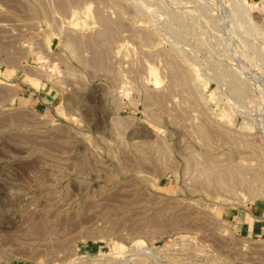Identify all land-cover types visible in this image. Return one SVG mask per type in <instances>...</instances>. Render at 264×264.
I'll list each match as a JSON object with an SVG mask.
<instances>
[{
    "label": "rangeland",
    "instance_id": "obj_1",
    "mask_svg": "<svg viewBox=\"0 0 264 264\" xmlns=\"http://www.w3.org/2000/svg\"><path fill=\"white\" fill-rule=\"evenodd\" d=\"M263 182L264 0H0V264H264Z\"/></svg>",
    "mask_w": 264,
    "mask_h": 264
},
{
    "label": "crops",
    "instance_id": "obj_2",
    "mask_svg": "<svg viewBox=\"0 0 264 264\" xmlns=\"http://www.w3.org/2000/svg\"><path fill=\"white\" fill-rule=\"evenodd\" d=\"M228 222L234 235L245 240H264V199L236 209Z\"/></svg>",
    "mask_w": 264,
    "mask_h": 264
},
{
    "label": "bare ground",
    "instance_id": "obj_3",
    "mask_svg": "<svg viewBox=\"0 0 264 264\" xmlns=\"http://www.w3.org/2000/svg\"><path fill=\"white\" fill-rule=\"evenodd\" d=\"M73 43H74V42H73ZM75 44H76V43H75ZM70 45H71V43H70ZM77 45H78V44H77ZM73 47L76 48V46H74V44H73ZM77 49H78V47H77ZM79 49H80V48H79ZM79 51H81V49H80ZM78 53H79V52H78ZM147 67H148V66H147ZM147 67H146V68H147ZM147 69H148V68H147ZM152 74H153V72H152ZM153 75H154V74H153ZM155 76H156V75H155ZM153 80H154V78H153ZM202 128H203V127H202ZM199 131H200V130H199ZM201 132L203 133V131H201ZM214 164H215V163H214ZM208 165L211 166L210 163H209ZM208 165H207V166H208ZM203 166H205V165H203ZM228 168H230V167H228ZM228 168H227V169H228ZM209 169H210V168H209ZM223 170H224V169H223ZM215 171H216V170H215ZM224 171H225V170H224ZM224 171H222V172H224ZM256 171H257V170H256ZM218 172H219V171H218ZM222 172H221V174H222ZM227 172H228V171H227ZM227 172H225L224 174H226ZM248 172H250V171H248ZM251 172H253V171H251ZM258 172H259V171H258ZM203 173H204V172H203ZM216 173H217V171H216ZM238 173H239V172H238ZM254 173H256V172L254 171ZM209 174H210V172H209ZM218 174H219V173H218ZM218 174H217V176H218ZM246 174H247V173H246ZM251 174H252V173H251ZM262 174H263V173H262ZM219 175H220V174H219ZM242 175H243V174H242ZM226 176H227V175H226ZM228 176H229V175H228ZM228 176H227V177H228ZM243 177H244V176H243ZM251 177H252V178H255V177L257 178L256 175H255V177L251 175ZM216 178H217V177H216ZM217 179H218V178H217ZM227 179H229V178H227ZM235 179H236V178H235ZM243 179L245 180V178H243ZM246 179H248V178H246ZM219 180H220V179H218L217 181H219ZM238 180H239V178H237V181H236V182H238ZM227 181H230V180H227ZM239 181H240V183H241V179H240ZM242 181H243V180H242ZM255 181H256V180H255ZM220 182H221V181H220ZM244 182H245V181H244ZM247 182H248V181H247ZM228 183H229V182H228ZM230 183H231V182H230ZM258 183H261V182H258ZM241 184H242V183H241ZM241 184H240V185H241ZM262 184H264V182H263ZM238 185H239V183H238ZM249 186H250V185H248V187H249ZM250 188H251V187H250Z\"/></svg>",
    "mask_w": 264,
    "mask_h": 264
}]
</instances>
